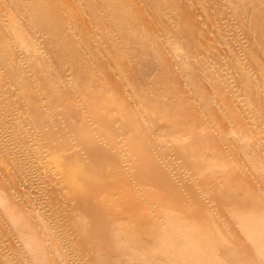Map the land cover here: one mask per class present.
Listing matches in <instances>:
<instances>
[{
	"label": "rangeland",
	"instance_id": "1",
	"mask_svg": "<svg viewBox=\"0 0 264 264\" xmlns=\"http://www.w3.org/2000/svg\"><path fill=\"white\" fill-rule=\"evenodd\" d=\"M0 264H264V0H0Z\"/></svg>",
	"mask_w": 264,
	"mask_h": 264
},
{
	"label": "bare ground",
	"instance_id": "2",
	"mask_svg": "<svg viewBox=\"0 0 264 264\" xmlns=\"http://www.w3.org/2000/svg\"><path fill=\"white\" fill-rule=\"evenodd\" d=\"M88 131H89V129H87ZM109 153V152H108ZM109 156H107L106 158H108ZM226 169V168H225ZM79 170H82L83 171V168L82 169H79ZM79 170H78V172H79ZM88 172V174H91V175H93V174H96L97 173V171L95 170V169H93V168H90L89 170H87ZM222 173H224V172H222ZM232 173H234V172H232ZM221 174V173H220ZM237 174V173H236ZM222 175V174H221ZM226 175V174H225ZM233 175V174H232ZM240 176V175H239ZM237 178V177H236ZM237 180V179H236ZM226 181V180H225ZM231 181V180H230ZM238 181V180H237ZM234 182V181H233ZM107 184V183H106ZM73 185L75 186V187H78V183H77V181H74V183H73ZM161 188V187H160ZM75 189V188H74ZM95 189V188H94ZM76 190V189H75ZM77 191V190H76ZM81 191V190H80ZM97 192V190L95 189V190H89V191H87V192H85V191H83V192H79V195H81V196H84L85 198H87L88 200H94V198L96 197V193ZM159 194V193H158ZM241 194V193H240ZM125 195V194H124ZM162 195V194H161ZM249 196V195H248ZM243 197V196H242ZM246 197V196H245ZM252 197V196H251ZM97 198L98 197H96V200H97ZM241 198V197H240ZM257 198V197H256ZM255 198V199H256ZM133 199V198H132ZM124 200V199H123ZM243 199H241V201H242ZM251 200H252V198H251ZM139 201V200H138ZM141 201V200H140ZM144 202V201H143ZM249 202V201H248ZM127 203H129V202H127ZM146 203V202H145ZM145 203H142V202H140V203H138V205H139V208H138V211H139V213H145V211H147L146 210V205H145ZM247 203V202H246ZM244 204V203H243ZM252 205V204H251ZM244 206H246V204L244 205ZM253 206V205H252ZM255 206H257V204L255 205ZM249 207V206H248ZM247 207V208H248ZM130 208V207H129ZM137 217V216H136ZM139 218V217H138ZM133 223V222H132ZM134 224V223H133ZM132 224V225H133ZM144 224H145V220L143 219V220H135V229L136 230H138V231H142V230H144ZM134 227V226H133ZM128 228V227H127ZM136 233V232H135ZM137 235V234H136ZM136 237V236H135Z\"/></svg>",
	"mask_w": 264,
	"mask_h": 264
}]
</instances>
